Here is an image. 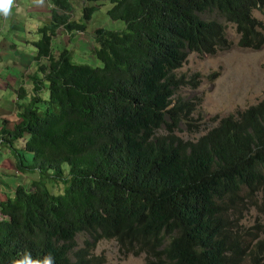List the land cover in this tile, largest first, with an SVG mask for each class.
<instances>
[{
  "label": "trees",
  "instance_id": "1",
  "mask_svg": "<svg viewBox=\"0 0 264 264\" xmlns=\"http://www.w3.org/2000/svg\"><path fill=\"white\" fill-rule=\"evenodd\" d=\"M49 2L26 76L33 94L22 86L19 119L0 130V164L16 170L0 177V264L25 251L106 264L96 253L106 240L125 255L145 253L147 264H264V227L246 224L252 209L264 215V100L198 140L177 134L182 125L200 133L201 101L179 94L202 85L177 72L192 54L231 50L229 24L243 50L261 51L264 22L254 13L264 0H89L111 3L108 15L126 25L97 30V67L53 47L62 28L87 31L97 6L76 20L71 0ZM18 173L33 187L10 189L5 180Z\"/></svg>",
  "mask_w": 264,
  "mask_h": 264
},
{
  "label": "rangeland",
  "instance_id": "2",
  "mask_svg": "<svg viewBox=\"0 0 264 264\" xmlns=\"http://www.w3.org/2000/svg\"><path fill=\"white\" fill-rule=\"evenodd\" d=\"M29 5L27 4L30 2ZM47 0H45L46 2ZM44 2V3H45ZM74 10L71 12L73 19L82 20L85 14V8L90 5L97 6L99 9L94 17L89 20V27L87 31H77L75 34H70L64 28L60 31L57 39L54 40L53 47L61 54L63 48H69L75 56V59L79 63H88L95 66H102L101 62L96 59L94 55L95 47L97 46L96 34L97 30L101 27H108L111 29L122 30L126 27L125 23L120 20L116 21L108 15V10L112 8L111 3H93L90 4L89 0H71ZM36 4L34 0H21L15 13L28 14V24L26 30H20V38L23 40L30 39L35 40L38 35V28L44 25L50 20V12L48 4L35 8ZM209 13L201 14L205 19H214L215 13L208 15ZM260 21L264 22V12L256 11L254 13ZM15 16L3 21L0 19L2 29L0 31V127H4V123L1 124L4 118V110L7 111L10 116L13 112L14 101L16 95L13 87L7 89V82L4 79L7 70L5 68L8 65L2 64L4 53L11 52L10 45L15 40H18V45L21 47L30 48L34 50L32 43H21L17 37L15 24ZM33 16L36 18L34 19ZM219 20L225 22L226 20L219 17ZM228 36L233 42L231 50L221 53L216 57L203 56L198 54H192L189 56L183 69L177 72L180 77H186L191 79L196 75L202 77V85L198 90L184 89L180 92V97L186 100L201 101L194 113L195 124H199L200 133L195 134L191 130H188L185 125H182V130H177V134L187 140H198L204 136L209 129L216 127L222 119L230 115H238L240 112H244L248 108L254 105H258L264 100V48L259 52H253L249 50H243L240 47V35L237 32L236 26L229 24ZM7 59H4L6 62ZM11 74L15 75L14 78L19 79L20 70L10 68ZM36 68L29 71L27 75L34 73ZM24 76V75H23ZM23 76L21 79H23ZM210 77H214L211 81ZM28 97L31 98L33 94V85L31 79L26 78ZM25 83V82H24ZM45 98L48 96V91H44ZM17 115V112H16ZM15 118V114L13 115ZM217 117V120L214 118ZM166 132V130H164ZM6 155V154H5ZM7 156V155H6ZM5 158V157H4ZM8 159V158H6ZM2 164V165H1ZM0 164V177L6 176L7 173L16 172L14 164L7 160ZM17 178L8 177L6 184H10V189L19 184L26 185L29 188L33 187L34 178L30 175H17ZM4 180V178H3ZM1 182V181H0ZM0 192L6 191L4 187H0ZM54 191L61 193L64 191L62 187H54ZM1 219V218H0ZM246 224L249 227L263 226L264 227V215L261 214L259 208L252 209L248 214V220ZM87 236L81 234L78 236L77 241L80 247L84 246ZM97 254L104 255L107 258V264H146V256H126L121 250L120 246L115 240L103 241L96 250Z\"/></svg>",
  "mask_w": 264,
  "mask_h": 264
},
{
  "label": "crops",
  "instance_id": "3",
  "mask_svg": "<svg viewBox=\"0 0 264 264\" xmlns=\"http://www.w3.org/2000/svg\"><path fill=\"white\" fill-rule=\"evenodd\" d=\"M30 2H28L29 5ZM36 8V5L34 6ZM18 7L13 8V11H16ZM12 11V15L8 18H11L13 16H15V13ZM28 14H18L15 16V24L18 26V28H16V33H17V37L20 38V30H24L27 29V24L28 22ZM3 18V21H6L7 19H5L2 15H0V19ZM33 18L35 19L36 17L33 16ZM2 29L1 23H0V31ZM28 40L27 39H23L20 42L21 43H26ZM10 50L11 52L9 53H4L2 51V53L4 54V58L2 59V64L4 65H8L9 67L5 68L7 70V73L5 74L4 79L6 80V84H7V89L9 87H13L12 89L14 90V88H17L14 90L15 95L18 94L20 92V89L22 88V86L24 88L27 89V80H26V76L28 74L29 71L33 70L34 68H37L36 66V61H34L35 55H36V48L34 47V50L31 51L30 48H24L18 45V40H15L14 42H12V44L10 45ZM20 51V52H19ZM24 53H23V52ZM17 52V53H16ZM4 59H7L6 62L4 61ZM10 68H14L15 70H20V77L19 79L14 78L15 75L11 74V70ZM24 75V76H23ZM23 76V79H21ZM25 82V83H24ZM28 90V89H27ZM19 102L18 99L15 98L14 101V107H13V112L12 115L10 116V114L4 110V118L1 122V124L3 123L4 119H6L7 122H9L10 126L14 125V122L17 121L19 118L16 115V103ZM15 114V118L14 115ZM1 118V117H0ZM1 120V119H0ZM2 129V127H0V130ZM6 161V160H5ZM4 161V162H5ZM2 165V164H1ZM4 188H6L5 186H3ZM1 190V189H0Z\"/></svg>",
  "mask_w": 264,
  "mask_h": 264
},
{
  "label": "clouds",
  "instance_id": "4",
  "mask_svg": "<svg viewBox=\"0 0 264 264\" xmlns=\"http://www.w3.org/2000/svg\"><path fill=\"white\" fill-rule=\"evenodd\" d=\"M49 1L50 0H47L46 2H45V0H34V3L36 4V8H40V6H43L46 3V4H48L49 9L51 10L50 2ZM19 2H21V0H0V15H2L5 19H7L8 17H10L12 15L13 8L18 7L19 6ZM23 2H24V0H23ZM24 30H26V29H24ZM38 35H39V37H36L35 40H37V39L40 38L39 32H38ZM55 39H57V37H54L53 43H54V40ZM21 40L22 39L19 38V41H21ZM27 40H28V43H33V41H35V40H32L31 41L30 39H27ZM55 51H57V50H55ZM74 58H75V56H74ZM120 250H121V248H120ZM98 255H100V254H98ZM130 255H133V254H130ZM130 255H126V256H130ZM142 255H145L146 256V264H147V255L145 253L142 254ZM133 256H136V255H133ZM139 256H141V255H139ZM104 257L106 258V256H104ZM106 260H107V258H106ZM11 264H55V257L52 256V255H50V254L49 255H45L43 257H33L32 254H31V252L25 251L22 254H20L17 258L13 259L11 261ZM106 264H107V261H106Z\"/></svg>",
  "mask_w": 264,
  "mask_h": 264
},
{
  "label": "bare ground",
  "instance_id": "5",
  "mask_svg": "<svg viewBox=\"0 0 264 264\" xmlns=\"http://www.w3.org/2000/svg\"><path fill=\"white\" fill-rule=\"evenodd\" d=\"M242 230H244V229H242ZM246 231V230H245ZM142 248V247H141ZM125 252V251H124ZM158 254V253H157ZM148 260V259H147Z\"/></svg>",
  "mask_w": 264,
  "mask_h": 264
}]
</instances>
